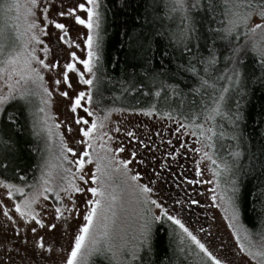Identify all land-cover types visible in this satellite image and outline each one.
<instances>
[{
  "label": "snow or ice",
  "instance_id": "1",
  "mask_svg": "<svg viewBox=\"0 0 264 264\" xmlns=\"http://www.w3.org/2000/svg\"><path fill=\"white\" fill-rule=\"evenodd\" d=\"M20 7L18 0H0V14L4 18V23L0 24V83L7 89L5 92L0 88V264H17V259L20 264H40L41 260L45 264H57L54 259L56 248L49 243V237L55 238L57 233L69 237L70 250L63 258V264H90L94 257L110 258L114 264H153L156 236L165 221L178 226L211 264H264V230L257 234L259 243H252L248 229L239 225L247 180L252 179L257 185L249 193L253 207L258 197L264 202V180L261 179L264 177V125L253 122L257 129L254 145L253 136L246 133L247 120L241 103L248 95L249 84L264 85V44L254 42L246 49L233 43L238 41L241 28L245 36L264 32V0H151L146 4V13L163 10L162 17L153 16V25L179 16L181 27L178 32L171 33V39L179 48L181 58H187V64L181 63L176 75L187 73L185 80L191 79L188 84L192 97L188 105L190 118L185 117L188 122L181 121L172 112L164 116L166 120L176 122L169 133L176 136V147L167 153L168 163H162L156 156L159 148L152 147L156 143L154 136L163 141L161 131L144 133L139 131V124L125 126L123 131L115 126L109 131L120 135L114 138L109 131H103L111 111L100 118L92 110L94 94L97 103H101L103 90L111 82L104 79L102 29L108 11L105 0H27L23 25L12 24L13 35L9 32L8 21L13 19L9 13L13 10L18 13ZM217 15L221 20L219 26H214ZM14 19L19 21V15ZM157 34L143 33V38L136 43L138 51L132 53L133 60L154 52ZM249 50L257 56L258 74L247 72L244 57ZM148 59L151 61V55ZM220 63L228 71L214 78L213 73L221 71ZM46 74H51L47 82ZM217 80H226L228 87L219 89L211 106H201L202 90H215ZM46 83L50 87L45 86ZM78 85L87 87L81 90ZM134 87L133 84L123 91L129 92ZM168 87L174 95L183 98L178 84ZM230 89L239 97L234 100V107L229 105ZM37 96H40L41 105L38 109L34 105ZM160 96L161 92L156 91L155 97L159 99ZM55 97L67 101L64 105L67 115L55 127H64L58 159L60 167L73 179L68 186H53L50 178L55 166L50 162H45L41 168L39 183H29L27 175L14 169L9 176L11 161L8 164L4 161L9 159L8 153L14 152V147L9 144L11 137L5 138V127L20 133L24 126L21 121L27 122L32 117L33 131L36 132L39 125L50 138L48 121L55 117H49L46 107L52 106ZM37 111L43 114L39 120ZM115 111L122 113L125 110ZM156 111V105L152 104L138 114L153 117ZM186 135H191L193 142L200 146L187 147V141L181 140ZM66 137L72 146L66 142ZM97 140L102 141L100 147L105 152L115 157L126 153L125 158L115 160L118 167H112L113 160L108 156L99 155ZM109 142L116 144L115 149L106 147ZM166 145L172 146L173 140L169 138ZM177 148L202 154L201 161L206 159L211 165L212 179H189V185L214 183L215 187L210 191L215 192L222 181L224 183L223 194L219 197L221 203H216L217 196L213 195L212 206L223 208L235 245L224 247L219 256L160 202L166 191L163 185L154 188L171 169V161L183 156ZM93 163L95 171L88 167ZM194 171L195 177L203 175L199 162ZM113 172H122L125 178L122 183L135 203L131 210L136 220L131 239L126 231L121 235L123 260L117 258L110 237L109 214L114 224L118 200L109 183ZM145 177L147 183H139ZM154 191L159 194L157 199L151 198ZM175 203L182 204V201ZM199 203V200L192 201V204ZM260 211L264 212V203H261ZM81 217L82 223H76ZM241 231L246 233L247 245L241 242ZM208 235H212L211 229ZM60 249L63 251V245Z\"/></svg>",
  "mask_w": 264,
  "mask_h": 264
},
{
  "label": "trees",
  "instance_id": "2",
  "mask_svg": "<svg viewBox=\"0 0 264 264\" xmlns=\"http://www.w3.org/2000/svg\"><path fill=\"white\" fill-rule=\"evenodd\" d=\"M150 2L151 0H105L108 11L102 29L104 79L106 82H111L107 83L103 90L104 98L101 103H97L94 94L92 107L99 115L105 116L108 111L117 112L115 109L138 112L147 110L155 104L156 117L165 119V114L172 112L173 115L179 116L181 121L187 123L188 120L185 117L190 118L188 105L192 99L188 89L191 79L185 80L187 73L176 75L179 65L187 64V58H181L179 48L171 39V33L178 32L181 27L180 19L176 15L171 20L164 19L153 25L151 23L153 16L158 14L162 17L163 10H159L158 13L151 11L146 13L145 6ZM145 20L148 23H145ZM220 20L221 16L217 15V22L214 26H219ZM145 32L158 33L155 36L154 52L145 53L142 59L133 60L132 53L138 51L137 40L143 38ZM242 39L244 38L239 37L238 41H233V43L241 44ZM243 46L250 49L247 45ZM201 51L204 49L202 48ZM149 55H151V61L148 59ZM244 59L250 75L260 72L258 59L253 51L249 50ZM218 68L223 70L225 66L220 63ZM215 76L214 72L213 77ZM225 83L224 80H217L215 90H202L201 106H211L213 97L219 94V89L225 87ZM133 84L135 87L131 88V91H123L124 88H129ZM177 84L184 94L183 98L174 95L168 87ZM158 90L161 92L159 99L155 97V92ZM143 93H148V95H143ZM165 93H167V99H165ZM229 96L232 97L229 99V105L234 107V100L239 97L237 93L231 95V90ZM196 99L200 100V97ZM241 103L244 105L243 111L247 120L246 133L253 136L255 145L257 129L253 127V122L259 121L261 125H264V85L249 84L248 95L241 99ZM21 123L24 126L20 133L11 131L7 127L4 129L5 138L11 137L9 144L14 147V152L8 153L9 159L4 163L8 164L11 161L9 176L12 175L14 169L20 174L27 175L29 183H37L44 159L43 143L33 131L32 117H29L27 122L21 121ZM225 143L228 142L225 141ZM261 179L264 180V177ZM254 187H257L254 181L247 180L244 187L243 214L240 222L252 236L258 238L257 234L264 230V222H261L264 212L260 211L261 203L264 202L258 197L253 207L249 193ZM188 247L187 240L182 238L177 226L165 221L156 236L153 264H197L189 251L191 248ZM90 264L113 263L95 257Z\"/></svg>",
  "mask_w": 264,
  "mask_h": 264
},
{
  "label": "rangeland",
  "instance_id": "3",
  "mask_svg": "<svg viewBox=\"0 0 264 264\" xmlns=\"http://www.w3.org/2000/svg\"><path fill=\"white\" fill-rule=\"evenodd\" d=\"M18 3L21 6L19 12L17 13L15 10H13L11 13H9V16L13 18L8 21L9 32L13 35L14 33L11 25L17 22L23 25L27 0H18ZM17 15H19L20 17L19 21H16L14 19ZM3 23V15L0 14V24ZM82 31L86 30L82 29ZM239 37L244 38L242 39L240 45H247L249 48H251V45L254 42L258 44H264V32L258 31L256 34H250L249 36H245L244 29L241 28L239 29ZM42 39L46 38L42 37ZM78 54L83 55V53ZM224 69L220 72H215V75H223L224 72L228 71L227 69ZM50 75L51 74L45 75L46 82L50 79ZM45 86L50 87V85L47 83L45 84ZM77 87L83 90L87 86L78 85ZM225 87H228L227 81L225 83ZM0 88H3L2 83H0ZM3 90L5 92L7 91L6 88H3ZM234 94H236V92L231 90V95ZM40 95H42V92L40 93ZM66 103L67 101H64L62 98L55 97L52 106L50 108L46 107V111L48 112L49 117H55V119H49L48 121V126L51 128L52 133L50 138L48 136V132L41 130V126L39 125L35 132V134L41 139L43 143L44 159L41 168L45 165V162H50L51 165L55 166L51 169L52 176L50 178V183L56 187H59L61 185L68 186V182L73 179L70 173H66L63 171V168L60 167L61 161L58 159V155L60 152V135L64 133V127L61 126L60 129H57L55 127V124L59 123L67 115V112L64 108V105ZM34 105L36 109L41 106L40 96L34 98ZM92 110L95 111L93 107ZM139 112L140 111H123L122 113L118 111L113 112L111 114L110 120L105 122L107 124V127H105L103 131H109L115 126L121 127L123 131V128L125 126L131 127L134 124H139V131H142L144 133H155L157 131H161L164 134L163 141L160 139L159 136H154L156 143L153 144L152 147H158L159 150L157 151L156 156L160 159L162 163H168L170 161V157L167 160L165 159V157L167 156V153L172 150L173 147H176V136L169 135L170 130L176 126L175 120L170 121L156 116L146 117L143 115H139ZM96 114L100 118L104 117L102 115H99L97 112ZM42 117L43 114L37 111V120ZM109 134L112 135L114 138H117L120 135L112 131H109ZM169 138L173 140L172 146L166 145V142ZM65 139L66 142H69V145L72 146L70 141H68V138L66 137ZM104 139L106 140L107 138L105 137ZM181 140L187 141V147L195 148L200 146L193 142L194 138L191 135L183 136L181 137ZM101 143L102 141L100 140H97L96 142V149L99 155L101 157L108 156L109 159L113 160L112 167H118V165L115 164V160L125 158L126 153H121L119 157H115L112 153L105 152L100 147ZM109 146L115 149L116 144L109 142L106 147ZM205 150L207 151V149ZM177 152L183 153V156H178L177 160L171 161V169H169V171L165 174L163 180L157 182V185L154 186V188L158 187L161 184L163 185L166 191L163 192L164 199L160 202H162L168 208L171 214L175 215L177 219H180L181 222L189 228V231H191L193 235L200 239L202 243H205V246L208 247L210 251H213L215 255L219 256L224 247L233 248L235 245V238L231 236V230L227 228L228 221L224 219L225 213L223 211V208L212 206L211 197L213 195L217 196L216 203H221L219 197L223 194L224 183L222 181L221 187L217 188L215 192L210 191V189L215 187L214 183H193L192 185H189L187 183L189 179L195 178L196 180L200 181L212 179V172L209 170L211 167L210 162L206 159L201 161L202 154L185 152L184 149L179 148H177ZM197 162L200 163V168L203 171V175L201 177H195L194 170L196 168ZM103 163L106 164L107 161H103ZM64 167L68 166L64 165ZM88 167L95 171V163H93L92 165H88ZM41 168L37 183L40 182ZM138 170L142 172V169ZM123 179L125 178L123 177L122 172H113L112 180L109 182L111 187L115 189V195L118 197L117 204L115 206V223H112L111 214H109V227L111 243L114 245V251L117 253V258L120 260L124 259L123 255L120 253V245L122 243L121 235H123L126 231L128 233L129 239H131V235L133 234V229L136 223V220L134 219V216L131 211L132 208L135 207L134 199L129 193V191L126 189L125 185L122 183ZM75 182L77 184L80 183V181L78 180H76ZM139 183H147V178L145 177ZM158 195L159 194L154 191L151 198L157 199ZM77 198L79 199V197ZM177 200L182 201V204H176L175 202ZM193 200H199L200 203L192 204ZM153 211L158 210L153 209ZM0 219H2V217H0ZM76 223H82V217L79 221H76ZM239 225L245 228L241 224V222H239ZM202 227L204 229L203 231H201ZM177 228L178 231L181 233L182 238L187 240V245H189L188 248H191V250L189 249V251L193 256L195 263L211 264V262L207 260V257H205L203 253L199 251V249L195 246V244L192 243V241L186 236V234H184L178 226ZM209 229H211V236L208 235ZM41 232H43V230H41ZM73 234L76 233L74 232ZM245 235L246 233L241 231V242L247 245L249 243V240L244 239ZM248 235L252 243H259L260 236L256 238L255 236H252L249 232ZM49 243L54 244L56 248V253L54 256L55 261L57 262V264H63V258L67 256L70 250L69 237L63 236L61 235V233H57L55 238H52L51 236L49 237ZM61 245H63V251H61L60 249ZM213 245H216L217 247L214 248ZM37 258L39 259V257ZM105 260L114 264V262L110 258H105ZM17 264H20L18 259ZM40 264H45V262L41 260Z\"/></svg>",
  "mask_w": 264,
  "mask_h": 264
}]
</instances>
